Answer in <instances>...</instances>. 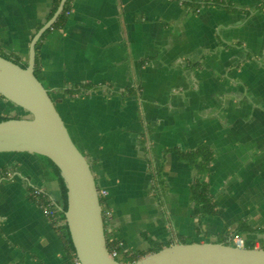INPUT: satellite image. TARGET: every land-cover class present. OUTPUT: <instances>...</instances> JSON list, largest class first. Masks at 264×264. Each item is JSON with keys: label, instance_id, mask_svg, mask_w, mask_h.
I'll return each mask as SVG.
<instances>
[{"label": "crops", "instance_id": "1", "mask_svg": "<svg viewBox=\"0 0 264 264\" xmlns=\"http://www.w3.org/2000/svg\"><path fill=\"white\" fill-rule=\"evenodd\" d=\"M53 3L0 0V54L27 65ZM38 55L41 82L107 193L118 256L146 252L145 236L170 246L238 235L264 249V0H75ZM0 115L21 113L0 97ZM202 145L213 153L214 212L199 221L200 159L181 155ZM59 189L42 156L0 154V264H73L32 196L55 204Z\"/></svg>", "mask_w": 264, "mask_h": 264}, {"label": "water", "instance_id": "2", "mask_svg": "<svg viewBox=\"0 0 264 264\" xmlns=\"http://www.w3.org/2000/svg\"><path fill=\"white\" fill-rule=\"evenodd\" d=\"M66 0L34 36L27 65L0 54V97L28 116L0 124V154L32 153L51 160L66 177L71 197L66 223L82 264H124L107 249L103 207L86 157L73 142L47 89L35 75L36 45L62 13ZM129 264H264V249L223 243H177Z\"/></svg>", "mask_w": 264, "mask_h": 264}, {"label": "trees", "instance_id": "3", "mask_svg": "<svg viewBox=\"0 0 264 264\" xmlns=\"http://www.w3.org/2000/svg\"><path fill=\"white\" fill-rule=\"evenodd\" d=\"M75 0H66L64 9L62 11V13L58 16L56 22L53 24V26L51 28H49L48 30H46V32L43 34L42 38L38 41L37 45H36V61H35V75L36 77L41 81V76L39 73L40 70V58L38 55V51L40 48V44L41 42L45 39V37L49 34V32L51 30H57L60 31L62 30L65 25L66 22L68 20V12L72 11V5L74 3ZM61 3V0H54L53 3V8H52V16L56 13L59 5ZM208 4V3H207ZM210 5H220V3L213 1ZM4 58H6L9 61H12L14 63L17 64H22L18 59L14 58V57H9V56H5L2 55ZM86 88V87H83ZM23 114V113H21ZM22 120L21 115H8V116H3L0 115V124H4V123H9V122H16V121H20ZM183 159L186 160H193V161H197L198 159H200V165H199V175L197 177V179L195 180V182L193 183V185L191 186V199L192 201L197 205L198 209L196 210V213L198 215L199 221H202L203 218H205V216L207 215H211L214 212V207L212 205V200L210 198V196L208 195V190H207V183H206V176L209 173V166L211 164L212 161V157H213V153L211 152V150L205 146L202 145L200 146L194 153H186V154H182L181 155ZM43 160H45V162L47 163L48 168L51 170V172L55 175V177L58 180L59 183V191H60V196L57 200V202L55 203V206H57L58 208L62 209L63 211L61 212V218L65 219V213L68 211V207H69V200L71 197V192H70V186L69 183L66 179V177L62 174V172L58 169V167L49 159L42 157ZM33 199L39 204H43V203H47L50 199L46 196V195H40V197H36L34 196V194L32 195ZM101 199V203H103V199ZM58 229V233L60 234V237L63 239L64 241V247L65 250L67 252V254L72 258V259H76V254H75V248L73 246L72 240L70 239V231H69V227L67 225V223H63V224H59L57 227ZM242 228V226H241ZM242 230V229H240ZM239 232V231H238ZM68 237V238H67ZM147 241L149 242V244L151 245V247L146 251V252H135L133 254H131L130 256H128V258L126 259H121L118 260L119 258V254L121 253V248L118 247L113 243L109 242V239H107V249L109 252H112V250H116L117 251V257H115V259L120 262V263H124V264H129L132 263L134 261H138L140 260L142 257L146 256L147 254L150 253H154V252H159L161 251L163 248L166 247L165 244L163 243H157L156 241H153L152 239H150L149 237L145 236ZM218 243H223L226 245H232L231 241H228L227 237H222L220 239H218L217 241ZM186 244V243H184ZM248 248H253L252 245H247Z\"/></svg>", "mask_w": 264, "mask_h": 264}, {"label": "built area", "instance_id": "4", "mask_svg": "<svg viewBox=\"0 0 264 264\" xmlns=\"http://www.w3.org/2000/svg\"><path fill=\"white\" fill-rule=\"evenodd\" d=\"M71 12H68L67 15L70 16ZM25 65V64H23ZM41 191L40 190H35L34 191V195L36 197H40L41 195ZM99 196L100 198L104 197L107 195L106 191H99ZM41 208L43 213L45 214V216L53 223V225L55 227H57L59 224H63L66 222V217L65 219L61 218V212L63 211L62 209L58 208L57 206H55V204L49 200L47 203H43L41 204ZM107 242V241H106ZM110 243H112V240H109ZM232 246H235L239 249H246L247 247V243L246 241L242 238V237H238L235 236L232 240ZM253 246V245H252ZM253 249H262V246L260 244H256L253 246ZM110 256L112 258H115L117 256V251L116 250H112V252H109ZM73 264H82L77 258L74 260Z\"/></svg>", "mask_w": 264, "mask_h": 264}, {"label": "rangeland", "instance_id": "5", "mask_svg": "<svg viewBox=\"0 0 264 264\" xmlns=\"http://www.w3.org/2000/svg\"><path fill=\"white\" fill-rule=\"evenodd\" d=\"M21 118H22V120L23 119H28V116H24L23 114H21ZM118 258H119L118 260H121L122 259V257H120V256Z\"/></svg>", "mask_w": 264, "mask_h": 264}]
</instances>
